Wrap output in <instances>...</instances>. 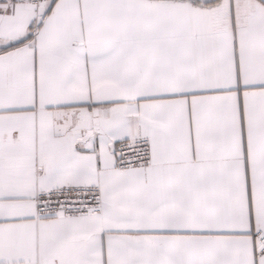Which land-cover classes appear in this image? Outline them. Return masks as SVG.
Here are the masks:
<instances>
[{"label":"snow or ice","instance_id":"snow-or-ice-1","mask_svg":"<svg viewBox=\"0 0 264 264\" xmlns=\"http://www.w3.org/2000/svg\"><path fill=\"white\" fill-rule=\"evenodd\" d=\"M0 264H264V0H0Z\"/></svg>","mask_w":264,"mask_h":264}]
</instances>
